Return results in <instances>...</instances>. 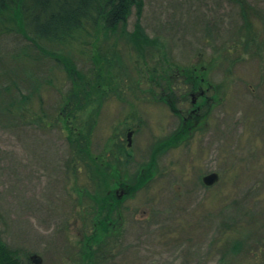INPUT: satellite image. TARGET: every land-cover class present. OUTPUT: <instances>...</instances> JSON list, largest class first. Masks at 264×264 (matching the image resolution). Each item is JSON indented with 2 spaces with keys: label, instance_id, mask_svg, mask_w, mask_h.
<instances>
[{
  "label": "rangeland",
  "instance_id": "1",
  "mask_svg": "<svg viewBox=\"0 0 264 264\" xmlns=\"http://www.w3.org/2000/svg\"><path fill=\"white\" fill-rule=\"evenodd\" d=\"M142 1L108 31L86 25L66 44L39 40L58 53L41 61L29 38L0 29V239L23 264L34 253L69 264L63 242L82 238L76 219L98 185L66 165L59 115L74 84L57 60L66 57L96 86L84 116L90 153L128 176L125 254L111 264H264V0ZM168 65L206 66L216 91L204 125L183 140L155 99ZM210 172L219 179L206 186Z\"/></svg>",
  "mask_w": 264,
  "mask_h": 264
},
{
  "label": "trees",
  "instance_id": "2",
  "mask_svg": "<svg viewBox=\"0 0 264 264\" xmlns=\"http://www.w3.org/2000/svg\"><path fill=\"white\" fill-rule=\"evenodd\" d=\"M232 1L242 4L243 0ZM133 6L137 8L140 14L143 8V1L0 0V29L6 32L18 30V32L29 38L32 41L33 49L40 52V54L33 57L41 61L42 57L45 56L56 58L58 57V53L47 50L39 40L66 44L74 33L84 29L86 25L93 27L101 25L104 30L108 31L115 28L119 23L125 22ZM243 17L245 24L249 23L245 11H243ZM14 22L17 25V29L14 28ZM142 38L149 41L145 35ZM23 54L27 57L29 56L24 50ZM41 54L43 55L40 56ZM30 57L33 58L31 54ZM57 60L74 84L71 89L62 94L64 106L61 107L59 115L64 121L68 132L67 138L72 149L71 157L67 160L66 165L72 169L74 174H76V171L80 173L82 168L85 169L83 174L86 173L89 180H96L99 199L104 198L106 202V197L108 196L106 165H101L95 161L97 157H93L90 153L87 136L83 132L85 128L91 130L90 126L92 124L84 116L87 114L88 106L91 102V89L96 86L81 77L74 61L66 57ZM97 94L106 95V91L100 90ZM42 119L37 118L34 122L41 123ZM89 119H92V115ZM59 120L55 119V122H59ZM84 189L88 192L90 191L88 187ZM100 208L98 209V213L100 219H102L101 223H106L109 211L106 209V205L100 206ZM0 264H23L19 260L18 251L6 244L2 239H0Z\"/></svg>",
  "mask_w": 264,
  "mask_h": 264
},
{
  "label": "flooded vegetation",
  "instance_id": "3",
  "mask_svg": "<svg viewBox=\"0 0 264 264\" xmlns=\"http://www.w3.org/2000/svg\"><path fill=\"white\" fill-rule=\"evenodd\" d=\"M239 7L241 6L239 5ZM168 68V72L164 70L163 75L158 73L155 75L154 81L160 90V94H157L155 99L157 102L164 103L177 119L179 127L174 133L176 137L178 136L175 140L178 138L183 140V136L189 137L192 129H201L204 125L206 116L209 115L210 104L216 98V91L204 74L207 72L206 66L178 69L168 65ZM160 74L162 73L160 72ZM211 91L212 95H210ZM187 100L190 106L186 105L185 108L178 106V104H187ZM122 125L127 126V123ZM139 126L140 124L137 127ZM126 130L127 146H131L132 141L130 143L129 134L132 133L131 136H133L135 129L128 126ZM185 139L187 141L188 138ZM124 140L123 138L121 144H124ZM108 156L110 157L109 154ZM100 164L106 165L108 196L105 202L104 198L99 199L97 191L90 193V201H86L88 202L86 203L88 204L87 218L82 220L79 217L80 214L76 219V226L78 227L80 224L82 226V238L77 242H63L64 245L61 248L65 251L62 252L67 254L66 258L70 259L73 264H88L89 262L91 264H111L114 262L113 260L120 256L123 257L125 254V246H121L119 250L117 248L119 244L123 245L126 233L125 213L128 210L129 197L127 172L110 158ZM103 205H106V209L109 211L106 223H101L102 219L98 213V209ZM71 249L73 250L69 253L68 251ZM29 260L30 264H35L32 256L29 257ZM71 262L69 261V264Z\"/></svg>",
  "mask_w": 264,
  "mask_h": 264
},
{
  "label": "water",
  "instance_id": "4",
  "mask_svg": "<svg viewBox=\"0 0 264 264\" xmlns=\"http://www.w3.org/2000/svg\"><path fill=\"white\" fill-rule=\"evenodd\" d=\"M132 133L129 134V141H132ZM219 179V174L217 172H210L203 176L202 181L206 186H211L216 183ZM32 258L35 261V264H42V258L37 255H32Z\"/></svg>",
  "mask_w": 264,
  "mask_h": 264
},
{
  "label": "bare ground",
  "instance_id": "5",
  "mask_svg": "<svg viewBox=\"0 0 264 264\" xmlns=\"http://www.w3.org/2000/svg\"><path fill=\"white\" fill-rule=\"evenodd\" d=\"M33 255H37V256H39L38 254H35V253H34ZM39 257H41V256H39ZM41 258H42V257H41ZM32 260H33V262L35 263V261H34V259H33V258H32Z\"/></svg>",
  "mask_w": 264,
  "mask_h": 264
}]
</instances>
